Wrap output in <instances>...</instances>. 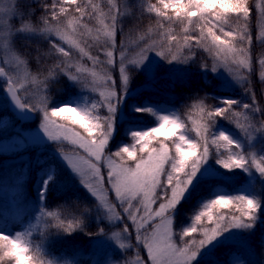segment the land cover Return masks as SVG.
I'll return each mask as SVG.
<instances>
[{"label": "snow or ice", "instance_id": "obj_1", "mask_svg": "<svg viewBox=\"0 0 264 264\" xmlns=\"http://www.w3.org/2000/svg\"><path fill=\"white\" fill-rule=\"evenodd\" d=\"M108 3L110 7L104 13L100 4L93 3V0H52L51 4L42 5L44 14L35 26L25 20L26 13L19 10L21 6L18 3L8 8L0 7V51L8 55L7 59L0 56V77H6L5 91L18 109L40 113L39 128L49 142L66 141L74 146L73 155L63 154L62 149H58V153L80 178V184L98 202L95 207L98 213L97 231L87 233L89 236H106L120 250H127L132 245L126 242L131 239L129 224L124 223L126 219L134 227L136 247L146 250V259H141L137 253L135 264H194L201 251L225 233L233 229H253L264 208V200L253 192L248 194L242 191L232 195L218 191L214 198L200 204L199 210L191 217L190 226L179 230L175 226L176 209L213 155L216 163L229 172L239 169L251 174L255 169L264 179V156L258 160L254 147L248 146L257 137L264 136V121L258 122L259 127L253 122L258 115L264 117V108L257 105L248 76L242 74H250L252 70L248 55V46L252 42L247 27L251 12L249 0H156L155 3L142 0V11L154 14L158 18L159 28L165 29V25H168L160 35L168 42L171 59L163 50L157 51L154 45H146L137 53L138 59L128 62L135 66V70L145 65L149 53H155L169 64L175 61L186 63L194 58L193 49L201 47L227 69V77L242 86L252 102L217 97V105H206L201 100L193 106L197 109L198 119L191 113L185 119L179 114L158 111L149 105L134 106L137 112L156 115L157 124L130 131L128 134L132 142L114 150H110V143L116 131L117 113L129 93L132 79L124 63V52L120 53V83L106 75L103 80L105 88L99 92V102L84 98L78 104L50 107L51 99L48 96L40 105L22 101L19 92L25 85L17 86L18 82L5 69L6 65L18 68L24 63L14 54L18 37L24 38L26 43L34 39L46 40L49 50L65 58L62 60L63 66L57 65L48 70L42 80L38 75L34 76L29 83L46 93L48 85L62 74L74 85L87 87L79 76L87 69L71 63L72 49H77L82 56L95 62L98 57L86 52L81 40L90 38L99 42L103 37L106 43L111 42L112 50L104 53L108 64L116 62L115 35L118 18L123 13L116 0H108ZM257 7L264 20V3L257 4ZM9 20H19V27L12 29ZM86 20H96L99 24L95 36ZM172 24L181 26L182 36L172 34ZM261 37L264 38V25L261 27ZM173 42L180 53L186 48L191 55L181 60L179 54L172 52ZM34 51L39 62L44 53L38 46ZM260 64L264 65V60ZM201 67L205 72L218 73L216 66L211 69L207 65ZM261 77L264 78V72ZM101 109L105 110L104 114H101ZM241 117L245 123L241 122ZM56 118H59V122ZM220 121L234 124L244 137L237 139L219 127ZM75 126L82 129L83 134ZM189 132H195V137H190ZM105 165L106 176L102 172ZM51 179L49 176L40 189L42 203L37 219H42V224H31L14 234L0 231V264H59L46 258L45 241L53 232L71 234L86 228V217L93 211L87 206L78 215L73 213L70 216L46 210L44 201ZM105 183L115 194V200L125 215L117 211L116 203L109 201V188L105 187ZM221 209L229 211L221 212ZM100 220L120 222L122 227L109 235L99 223ZM37 238L40 243L36 242ZM124 264H127L126 260Z\"/></svg>", "mask_w": 264, "mask_h": 264}, {"label": "trees", "instance_id": "obj_2", "mask_svg": "<svg viewBox=\"0 0 264 264\" xmlns=\"http://www.w3.org/2000/svg\"><path fill=\"white\" fill-rule=\"evenodd\" d=\"M116 2L120 5L123 13L118 18L117 23L116 58L119 59L121 52L130 53L129 56L137 54L146 45H154L157 51L163 50L168 55V42L166 38H162L160 35L162 31L167 30L168 25H165V29L159 28L158 18L154 14L142 11V0H116ZM152 2L155 3L156 0H152ZM259 2L264 3V0H249L251 12L247 27L252 36V42L248 46V55L251 57L252 70L250 74L247 72L243 74L248 76L249 87L255 94L257 105L264 108V78L261 77V73L264 72V65L260 64V61L264 60V38L261 37V27L264 25V20L261 19L260 9L257 7ZM15 3L21 6L20 11L26 13L25 20L35 26L44 14L42 5L44 3L51 4L52 0H15ZM93 3H99L103 12H108L110 7L108 0H93ZM85 23L89 27L99 25L96 20H86ZM171 28L173 35H183L180 25L172 24ZM88 40H82V46L87 47L92 56H96L101 49L94 47L93 43L88 44ZM37 46L44 53L39 62H37L34 51ZM14 48L26 60L31 74L38 75L41 80L47 75L48 70L57 65L63 66L62 60L65 58L49 50L46 40L34 39L30 43H26L24 38L18 37ZM193 50L195 56L190 62L175 61L172 64L156 56L155 53H149V58L156 57L159 61L152 73L143 69L137 71L135 66L128 67L132 77V86L134 88L140 86L141 88L126 97L123 106L124 113L112 137L110 150H114L122 144L131 143L128 134L130 131L156 126V115L137 112L134 110V106L145 107L149 105L158 111L179 114L185 119L191 113L194 118L198 119L197 109L193 106L198 105L201 100L206 105H217V97L236 98L244 103L252 102L251 96L245 94L244 88L239 84H224L219 73L202 70V65H207L209 69L216 66L219 70V61L211 53L201 47H195ZM76 52L79 53L77 49L73 48L71 63ZM172 52L179 54L181 60L191 55L186 48L180 53L175 42L172 44ZM128 55L125 54V56ZM168 59H171L170 55H168ZM202 85L205 86L204 90ZM46 95L51 99L50 107H58L66 103L78 104L83 102L84 98L97 102L100 99L99 94L92 89L82 85H74L62 74L48 85ZM104 111L101 109V114H104ZM56 119L59 121V118ZM240 119L242 123H245L243 117ZM260 121H264V117L258 115L253 122L259 127L258 122ZM18 123L20 120L11 110L8 108L0 109V137ZM75 127L83 133L82 129H79L78 126ZM189 127H191L190 122ZM219 127L224 128L237 139L244 137L243 132L228 121H220ZM188 135L194 138L195 132H189ZM48 146L39 152L38 159L32 166L23 167V176L17 180V187L20 189L17 202L21 215L25 216L24 221L28 222L29 226L33 219H37L42 203L40 189L49 176L52 179L48 182L47 196L44 201L46 210L59 211L64 216H70L73 213L78 215L84 206L93 209V211L91 215L86 217V228L82 231L78 230L71 234L53 232L44 243L46 258L56 260L59 264H124L132 250L122 251L110 245L100 254L94 250L93 242L97 236H89L87 233L97 231L98 213L95 210L97 202L80 184L70 169L53 154L51 149L53 146ZM254 147L257 149L256 156L259 160L261 156H264V136L256 138ZM0 151L2 152L1 149ZM34 152V150L30 152L31 156ZM8 156L15 157L11 153ZM215 158L213 155V158L209 160L215 173L199 177L176 209V230L190 226L191 217L199 210L200 204L208 198H214L218 191L232 195L240 194L242 191L248 194L253 192L264 200V179L255 169L252 170L251 174L239 169L229 172L220 167ZM14 162L11 164L0 161V178L3 174L8 177L22 168V161L15 160ZM4 204L5 198L1 196L0 191V231H5L8 226V216L3 211ZM220 211L228 212L229 209H221ZM23 216L17 217L23 220ZM108 222V220L99 221L106 231L110 228ZM31 224L39 226L42 224V219H37L35 223ZM225 234L216 246H213L205 256L196 260L194 264H264V208H262L259 220L253 229H233ZM35 237L36 233H34ZM36 242L40 243V240L37 238Z\"/></svg>", "mask_w": 264, "mask_h": 264}, {"label": "rangeland", "instance_id": "obj_3", "mask_svg": "<svg viewBox=\"0 0 264 264\" xmlns=\"http://www.w3.org/2000/svg\"><path fill=\"white\" fill-rule=\"evenodd\" d=\"M13 3H15V0H0V7H5V8L12 7ZM9 24L11 25L12 29H15L19 27L20 21L19 20L18 21L9 20ZM97 27H99V25L96 27H90L93 29V32H92L93 36H95L96 34L95 29ZM81 31H87V30L82 29ZM117 32H118V24H117V31L115 35V46L117 44ZM87 43L88 44L93 43L94 47H96L97 49H101L100 53L97 52L98 54L96 53L97 54L96 56L93 55V57H98V60L94 62L92 60H89L87 56H82L80 53L76 52L72 63L76 67H82L84 69H87V71L79 73L80 79L81 81L84 82V84L87 85V88H90V89L95 88L96 91L94 92L99 94V92L101 90H104L105 88L103 84V80L106 75H110L113 79L117 80V82L120 83V73H119L120 57L119 59L116 58L115 50H114V56H115L116 62L114 64H108L107 62L108 58L106 57L104 53L105 51L112 50L111 42L106 43L103 37H101V40L99 42H96L89 38ZM81 46H82V40H81ZM83 47L85 48V51L89 52V54L91 55L90 50L85 46ZM14 54L18 55L20 59L24 61V63L21 64L18 68L15 65H6L5 66L6 72L8 73V75H11L15 81L18 82L17 86H19V84L25 85V88L21 89V91L19 92L20 96L22 97L24 101L31 103V104L40 105L44 97L47 96L46 93L38 90L34 85H31L29 83L31 78L34 77L35 75L31 74L30 70L27 67L26 60L23 59V57L18 53V51L15 48H14ZM125 54L128 55L130 53H125ZM0 56H2L4 59L8 58L7 53L3 51H0ZM133 59H138L137 54L126 56V60L124 61V63L127 65V67L130 68L131 66L132 67L134 66L128 63L129 61ZM158 63L159 61L156 57L148 58L147 62L141 69H143L144 71L148 73H152L155 70V67L157 66ZM218 66H219L218 73L223 78V83L224 84L234 83L233 81H231L229 77H227V69L221 66L220 63L218 64ZM93 72L96 73L95 76L92 75ZM74 73H75V68H74ZM25 77H27V79H25ZM5 81H6V78H0V109H3L4 107H8L9 105L8 99L6 98L4 94V90L6 88ZM129 87L130 89H129V93L127 94V96L134 92H137L139 88H141L140 86H136L134 88L131 83ZM202 89L203 90L205 89L204 85H202ZM117 90L119 91V88ZM123 106H124V102L120 106V109L117 113V124L123 116V113H124ZM36 114H37V117L34 122H30L29 124H22L20 122L17 125H13L12 127L13 129L6 131L4 133L5 135L0 137V149L2 150V152L0 151V156H1L0 161H3L4 163L13 164L15 163L14 161L17 160V161H22L23 163L21 166L22 168L19 171H15L8 177L3 174L1 175V178H0V189L2 190V195L5 197V200H6L5 204L7 206V207H4V212L8 216V221H7L8 226L6 227V231H5L8 234H14L15 232L23 231L25 228L28 227V222L24 221L25 216L21 215V211L20 209H17L18 205L16 203L17 197L20 195V189L15 185L16 184L15 182H17V180L23 176V173H24L23 167L32 166L33 163L38 159L39 152L49 147L48 145L53 146V148H51L53 154L60 161H62L67 167L68 165L61 158V155L58 153V149H62L63 154H67V155L74 154V146L69 144L66 141H61V142H49L48 141L46 136L43 134V132L39 128L40 113L36 112ZM117 124H116V129H117ZM255 141L256 139L254 141H251V144L249 146L254 147ZM33 150L35 152L33 153V156H31L30 152ZM251 150L252 149H250V151ZM254 150L257 155V149H255V147H254ZM80 152L82 155L84 154L82 150H80ZM10 153L14 155L15 157L8 156V154ZM102 172L105 176L107 175L106 165L102 166ZM213 173H215V170L208 161V163L201 169L200 173L193 181L188 192L192 189L193 185L195 184L196 180L199 177H204V176H207ZM76 177L80 181V178L78 176ZM105 187L109 188L107 183H105ZM188 192L185 194V197L187 196ZM108 197H109L110 202L117 204V211L120 212L121 215H125L122 212V209L120 208L119 203L115 200V194L110 190V188L108 191ZM17 216L19 217L23 216V220L18 219ZM36 221L37 219L35 218L33 219L31 223H35ZM1 223H4V222H1ZM31 223H29V225H31ZM124 223L129 224V229L131 233V239L126 242L132 245V247L127 249V250H132V253L127 258V263L135 264L137 253H139V256L141 259H146V250L143 249L142 247H139V248L136 247L135 231H134V227L131 225V222L125 219ZM108 225H110V228L106 232L109 235L113 231H119V229L122 227V224L120 222L109 221ZM225 235L226 234H224L217 241L213 242L207 248L203 249L198 259L205 256L212 249L213 246H216L218 242L222 238H224ZM109 245L118 248V246L106 236H97L93 242V247L97 254L102 253L106 249V247Z\"/></svg>", "mask_w": 264, "mask_h": 264}, {"label": "water", "instance_id": "obj_4", "mask_svg": "<svg viewBox=\"0 0 264 264\" xmlns=\"http://www.w3.org/2000/svg\"><path fill=\"white\" fill-rule=\"evenodd\" d=\"M5 94L9 98V107H10V109L17 115V117L20 120H22L23 122H29V121H34L36 119V117H37V114L36 113H32V112H29L27 110H20V109H18L14 105V103L12 102L9 94H7L6 91H5Z\"/></svg>", "mask_w": 264, "mask_h": 264}]
</instances>
